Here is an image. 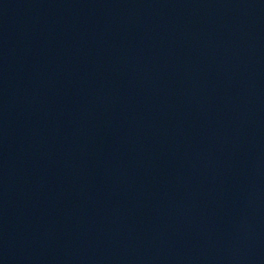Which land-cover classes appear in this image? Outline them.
Returning <instances> with one entry per match:
<instances>
[{
    "label": "water",
    "instance_id": "water-1",
    "mask_svg": "<svg viewBox=\"0 0 264 264\" xmlns=\"http://www.w3.org/2000/svg\"><path fill=\"white\" fill-rule=\"evenodd\" d=\"M0 264H264V0H0Z\"/></svg>",
    "mask_w": 264,
    "mask_h": 264
}]
</instances>
